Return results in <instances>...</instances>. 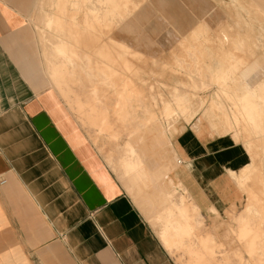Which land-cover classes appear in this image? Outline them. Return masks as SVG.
Returning <instances> with one entry per match:
<instances>
[{
  "label": "crops",
  "instance_id": "crops-1",
  "mask_svg": "<svg viewBox=\"0 0 264 264\" xmlns=\"http://www.w3.org/2000/svg\"><path fill=\"white\" fill-rule=\"evenodd\" d=\"M38 1L0 0V264H175L52 85L30 17ZM176 3L175 19L192 20ZM174 149L169 177L187 202L203 214L237 201L249 153L232 136L193 123Z\"/></svg>",
  "mask_w": 264,
  "mask_h": 264
},
{
  "label": "rangeland",
  "instance_id": "rangeland-1",
  "mask_svg": "<svg viewBox=\"0 0 264 264\" xmlns=\"http://www.w3.org/2000/svg\"><path fill=\"white\" fill-rule=\"evenodd\" d=\"M75 1L39 0L32 9L30 17L47 72L43 46H51L47 39L49 33L78 31L85 21V15L77 11ZM120 1L123 8L132 11L128 16L125 10L121 11L122 18L117 24L110 21V29L106 33L110 43L105 52L107 58L96 57L92 48L90 51L80 43H74L75 57L57 49L68 63L71 74L65 78L55 76L56 86L52 85L133 196L137 195L136 188L130 190L127 187L115 165L128 154L126 144L129 136L137 132L145 133L144 128L150 119L155 121L149 123L153 128L156 123L161 124L168 140L162 150L168 153L175 165L180 162L174 149L175 137L186 126L196 123L211 135L232 136L248 151L249 162L243 171L233 174L238 199L224 210L211 208L214 213L210 210L202 214L196 205L186 201L185 189L172 183L169 177L171 170L162 182L173 200L177 201L178 193L181 194L179 207L184 210L187 219L194 223L195 232L204 235L209 231L218 242L223 229L216 230V226L225 227L229 243L215 249L213 256L216 260L222 264H238L239 258L242 264H250L247 252L249 240L240 241L237 237V220L243 214L249 216V223L261 228L256 239L260 254L256 256L264 258V0ZM180 1L187 2L185 11L188 17L194 14L192 20L180 21L169 12L170 6L176 7V2ZM112 5L118 11L121 8L119 0L112 1ZM149 5L152 7L151 12L147 10ZM197 7L205 9H202L201 18ZM63 8L66 14L61 11ZM125 16H131V21L124 20ZM161 23L165 25L160 26ZM196 26L201 29H194ZM193 29L195 32H192ZM192 33L200 37L199 42L194 40ZM206 37L208 41L204 40ZM221 38L226 41L224 45L218 42ZM97 43L93 41L92 45ZM85 59H88L87 63L90 62L89 70L83 66ZM224 64L251 70L249 76H240L239 86L233 83L236 90L232 93L238 101L237 97H241L239 87L253 86L256 89L254 100L259 109L257 123L262 130L260 133L249 130V124L220 90L217 83ZM110 69L117 73L109 74ZM102 72H106V75H100ZM105 79H109L116 89L108 85ZM118 87L119 90L121 87L127 88L126 92L123 89L121 91L122 94L130 95L125 101L118 94ZM224 113L232 119L233 124L229 125L225 121ZM166 178L176 187L170 185ZM256 191L257 194H253ZM250 200L255 208L248 212L246 207ZM146 218L158 234L159 226L155 218ZM192 247L196 250L200 248L196 240ZM167 251L175 264H187L188 253L181 250ZM235 252L240 253L238 258Z\"/></svg>",
  "mask_w": 264,
  "mask_h": 264
},
{
  "label": "bare ground",
  "instance_id": "bare-ground-1",
  "mask_svg": "<svg viewBox=\"0 0 264 264\" xmlns=\"http://www.w3.org/2000/svg\"><path fill=\"white\" fill-rule=\"evenodd\" d=\"M112 1L115 0L75 1L74 4L77 5V11L85 15V21L79 26L80 29L78 31L65 30L63 32L54 31L49 33L47 39L50 41L51 46H43V48L48 70L53 78L55 76L65 78L64 76H70L71 74L68 63L64 57L58 53L57 49L75 57L77 53L74 43H80L88 47L89 50L92 48V53L96 57L100 59L107 58L105 52H107L110 43L106 33L110 29V21H114L113 23L117 24L122 18L121 11L125 10L126 15H129L132 11L129 10V8H123V3L120 0L119 4L121 8L118 11L116 7L112 5ZM165 1L167 0H161L159 2ZM147 10L151 12L152 7L149 5ZM61 11L66 14L64 8ZM130 17L126 18L125 16L124 20L131 21ZM46 18L47 16L45 19ZM177 18L179 19V17ZM180 24L183 25L182 23ZM119 25L121 24H118V26ZM163 25L165 24H160V26ZM194 29L199 30L201 27L196 26ZM194 29L192 32H195ZM192 36H194V40L199 42L200 37L197 38L194 33H192ZM204 40L208 41L207 37ZM218 40L221 45H224L226 42L224 38ZM93 41H97L98 43L92 45ZM238 42V39H236V43ZM219 57L223 59L222 56ZM86 60L88 59L84 60L85 64L83 66L88 69L90 62L87 63ZM108 73L115 75L117 72L110 69ZM119 74L121 75L122 72H119ZM249 74H251L249 68H239L234 64H224L223 68L220 70L217 84L229 103L236 108L239 115L249 124V130L254 133H260L262 130L257 123L259 109L254 100L256 89L253 86L239 87L238 90L241 92V97H237L239 99L238 101L232 93V91L236 90L233 87V83H237L239 86L238 79L241 78L240 76L247 77ZM100 75L104 76L106 72H102ZM250 79L252 82L253 80L251 77ZM57 80L58 79H56V81ZM105 80L108 85H111L109 79ZM61 85L63 86V84ZM111 86L116 89L115 86ZM122 89L126 92L127 88L121 87L119 90L118 87L117 91L120 97L125 101L130 95L122 94ZM148 117L149 116H147V118ZM224 117L229 125L233 124L232 119L229 118L226 113H224ZM150 120V122L153 121L152 119ZM150 122H148L146 127L143 125L145 127V133L141 132L138 134L137 132V134L133 133L129 136V141L126 144L128 154H126L124 159L117 162L115 169L130 190H132L133 187L136 188L137 195H134V200L146 217L155 218L159 226L158 236L167 250H181L188 253L189 258L186 260L187 264H222V262L214 258L213 253L217 247L226 246L229 243L225 227L222 225L216 226V230L221 227L223 229V234L221 233V237H219V243L215 241V238L209 231L204 235L195 232L194 223L187 219L184 210L179 207V197H182L181 194L178 193L179 197L177 196V201L173 200L170 191L164 187L162 181L173 168L174 162H172L173 160L169 157L168 153L162 150L163 145L168 142V140L161 124L156 123L155 128H153L150 126ZM146 123L147 122H145V124ZM253 194H257V191L253 192ZM254 208L255 204L250 200L247 204L246 211L251 212ZM237 221H239L237 232L238 239L240 241H243L242 239L249 240L247 252L250 264H264V258L256 256L260 254L256 245V239L259 238L261 233L260 226H254L255 224L249 223V216L246 214L240 215ZM219 234L220 233H218V235ZM216 237H218L217 234ZM194 240H196L200 246L198 250L192 247L194 246ZM237 253L239 252H235L234 255L238 258L240 253ZM238 264H242L239 258Z\"/></svg>",
  "mask_w": 264,
  "mask_h": 264
},
{
  "label": "built area",
  "instance_id": "built-area-1",
  "mask_svg": "<svg viewBox=\"0 0 264 264\" xmlns=\"http://www.w3.org/2000/svg\"><path fill=\"white\" fill-rule=\"evenodd\" d=\"M4 182H5V180L0 178V183H4Z\"/></svg>",
  "mask_w": 264,
  "mask_h": 264
}]
</instances>
